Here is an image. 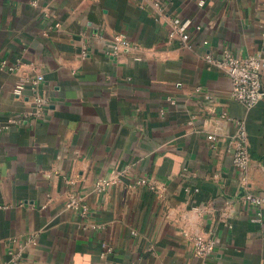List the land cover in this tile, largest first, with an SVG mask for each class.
<instances>
[{"label": "crops", "instance_id": "1", "mask_svg": "<svg viewBox=\"0 0 264 264\" xmlns=\"http://www.w3.org/2000/svg\"><path fill=\"white\" fill-rule=\"evenodd\" d=\"M175 18L187 46L166 42ZM115 34L141 49L111 55ZM225 50L264 58V0H0V264L18 248L19 264H264V209L242 199L264 195V99L231 97L205 59Z\"/></svg>", "mask_w": 264, "mask_h": 264}, {"label": "built area", "instance_id": "2", "mask_svg": "<svg viewBox=\"0 0 264 264\" xmlns=\"http://www.w3.org/2000/svg\"><path fill=\"white\" fill-rule=\"evenodd\" d=\"M199 29V27H197ZM179 38L182 46H187L190 35L186 30L184 24H180L177 18L171 22L170 29L167 33L166 42ZM140 50L141 46L134 44L122 34H115L111 40L109 53L111 55L118 54L123 50L128 49ZM139 59V58H137ZM205 59L213 66L223 71L231 81L230 95L233 99L242 103L247 109L255 106L259 101L264 99V84L262 82V72L264 71V58L258 55H248L242 58L232 55L229 51H223L220 57H213L209 54ZM43 77L38 75L31 80L34 88L40 84ZM24 88V80L19 79L16 81L13 93L20 95ZM46 102L43 97L36 95L34 98L35 108L33 111L28 112L29 115L35 118H42L44 116V106ZM13 122V120H10ZM1 131V129H0ZM209 140H214L215 136L209 134ZM229 146L232 154V162L235 168L244 173V179L248 171L251 154L249 149L248 135L243 121L238 122L237 129L229 136ZM122 173L119 171L113 178L100 179L96 183L99 190H104L111 184L116 182L117 174ZM139 184H146L145 180L138 181ZM244 202L253 204L258 208L257 218L261 215V210L264 209V195L255 194L250 191H245L242 195ZM66 206L68 208L80 209L82 213H86L87 208L85 205L80 204L74 197L70 198ZM31 243H34V238H29ZM193 253L195 256L206 259L215 253V241L204 234H196L192 239ZM23 248H18L10 252V259L8 264H19L23 255ZM110 248H108L109 250Z\"/></svg>", "mask_w": 264, "mask_h": 264}, {"label": "water", "instance_id": "3", "mask_svg": "<svg viewBox=\"0 0 264 264\" xmlns=\"http://www.w3.org/2000/svg\"><path fill=\"white\" fill-rule=\"evenodd\" d=\"M263 165H264V155H263Z\"/></svg>", "mask_w": 264, "mask_h": 264}]
</instances>
